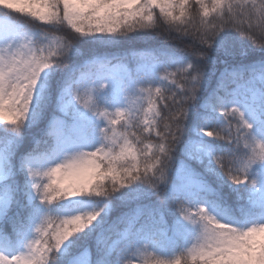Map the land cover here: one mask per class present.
<instances>
[{
	"label": "snow or ice",
	"instance_id": "1",
	"mask_svg": "<svg viewBox=\"0 0 264 264\" xmlns=\"http://www.w3.org/2000/svg\"><path fill=\"white\" fill-rule=\"evenodd\" d=\"M0 264H264V0H0Z\"/></svg>",
	"mask_w": 264,
	"mask_h": 264
},
{
	"label": "trees",
	"instance_id": "2",
	"mask_svg": "<svg viewBox=\"0 0 264 264\" xmlns=\"http://www.w3.org/2000/svg\"><path fill=\"white\" fill-rule=\"evenodd\" d=\"M44 30L51 31L46 26H44ZM58 34L64 35V34H66V32L62 29L60 31V33H58ZM156 43L157 44H166V45H176L177 43H180V42H178L174 39H171V38H167L166 35L163 34V28H161V34L157 36ZM137 47H144V45H142V44L137 45ZM180 48L185 49V50H190V45L187 42L180 43Z\"/></svg>",
	"mask_w": 264,
	"mask_h": 264
}]
</instances>
